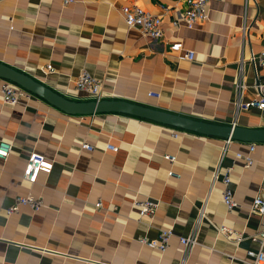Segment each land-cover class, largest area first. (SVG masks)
<instances>
[{"label":"crops","instance_id":"0c3cea01","mask_svg":"<svg viewBox=\"0 0 264 264\" xmlns=\"http://www.w3.org/2000/svg\"><path fill=\"white\" fill-rule=\"evenodd\" d=\"M125 5L162 15V38L128 29L120 12ZM185 8L186 0H76L67 6L0 0V62L71 100H90L75 89L85 70L100 82L101 99L264 129V112L245 107L256 98V83L264 82V67L250 62L264 50V0H208L207 21L174 27ZM186 51L193 60L184 58ZM47 64L53 72L44 74ZM170 128L122 113L68 114L32 93L15 106L0 96V140L12 145L0 159V264H249L248 252L259 244L244 239L236 245L216 228L251 235L264 225V217L250 212L264 181V142L233 140L224 154L222 170L230 168L238 203L228 212L221 181H212L224 139L191 131L174 138ZM83 142L93 149H81ZM250 143L256 144L254 162L245 168L235 153H247ZM33 152L50 165L31 184L22 174ZM27 193L45 207L20 206L7 216L5 209ZM134 198L159 202L151 220L139 217ZM165 229L173 236L164 254L138 242ZM192 233L198 245L187 252L179 238Z\"/></svg>","mask_w":264,"mask_h":264},{"label":"built area","instance_id":"2783aa9c","mask_svg":"<svg viewBox=\"0 0 264 264\" xmlns=\"http://www.w3.org/2000/svg\"><path fill=\"white\" fill-rule=\"evenodd\" d=\"M61 2L64 6H67L75 3L76 0H61ZM161 9L165 12L168 8L162 6ZM120 12L123 17L124 24L128 29H136L143 37H148L152 40H158L162 38V15L153 14L150 11H147L146 9L136 5L122 6ZM208 14V0H186V8L182 13L180 19L173 22V26L177 27L178 21H182L184 27H186L187 29H192L198 22L207 21L209 19ZM171 48L173 50H181V44L172 43ZM184 58L191 61L194 58V53L192 51H186ZM250 62L253 66L264 67V50L257 53V55L252 56ZM51 72H53L51 64H47L42 69V73L44 74ZM100 88L101 84L96 78L92 77L85 70L80 71L75 81L76 90L86 93V95L89 96L90 100L98 101L101 100ZM255 89L256 98L249 104H246L245 107H256L264 112V82H261L259 80L255 85ZM30 94L31 93L24 88L8 80H3V82L0 84V96L3 104L5 105L15 106L20 102L22 97L29 96ZM152 96L159 97L158 94H152ZM170 129L171 135L174 138L187 133L186 130L178 128ZM232 142L233 140L231 139H224V145L222 146L219 161L212 174V181L215 182L217 180H220L223 185L222 201L226 206L228 212H231L238 207V203L234 199V191L231 188L230 168L222 170L223 156L229 150ZM255 145V143H250L247 153H241L239 151L235 153V158L241 159L244 162L245 168L250 167L254 162L252 153L255 150ZM106 148L112 151L117 150V147H114L112 145H108ZM11 149L12 145L10 143L0 140V159L5 160L8 157ZM81 149L91 151L93 148L87 143L83 142L81 144ZM165 158L172 162L175 161V157L165 156ZM44 165L49 166L50 164L47 163L42 155L35 152L31 153L28 156L22 178L31 184L35 183L39 171ZM101 205V202H97L95 204L97 208H100ZM131 205L137 210L139 217H146L151 220L159 207V202L151 199L134 198ZM20 206H27L33 212H38L45 207V204L40 197H35L31 193L19 195L14 199L12 205L5 209L6 215L10 216L15 214ZM250 212L252 214H257L261 217H264V181L260 184L255 197L252 199ZM204 216L205 205H203L198 211L197 225L204 218ZM216 229L217 233L220 236H223L226 240L236 245L244 239H249L252 242L258 243L260 249L257 252H248L250 257L252 258L249 264H264V250L262 249V247L264 246V225L262 226V228L251 235H247L244 232L235 231L226 225H220ZM172 236L173 231L171 229H165L161 230L158 233L157 237L154 239H150L146 236H141L138 238V242L145 247L158 251L160 254H164L169 247V242ZM179 242L187 252L198 245L195 233H192L187 237H180ZM228 257L230 258V260L235 259L242 262L245 261L242 259H238L234 255H228Z\"/></svg>","mask_w":264,"mask_h":264},{"label":"water","instance_id":"95a60500","mask_svg":"<svg viewBox=\"0 0 264 264\" xmlns=\"http://www.w3.org/2000/svg\"><path fill=\"white\" fill-rule=\"evenodd\" d=\"M0 78L13 82L68 114L122 113L205 136L245 142H264V129H248L233 125L208 123L129 101L113 99L71 100L54 92L22 71L2 62H0Z\"/></svg>","mask_w":264,"mask_h":264}]
</instances>
